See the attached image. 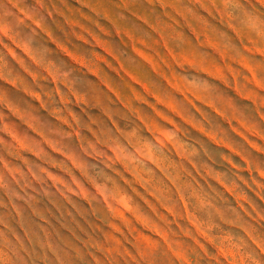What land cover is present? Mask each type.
<instances>
[{
  "label": "rangeland",
  "instance_id": "obj_1",
  "mask_svg": "<svg viewBox=\"0 0 264 264\" xmlns=\"http://www.w3.org/2000/svg\"><path fill=\"white\" fill-rule=\"evenodd\" d=\"M24 2L32 4V0ZM68 2L74 5V0ZM65 24L67 28L57 25L63 38L50 30H45V36L75 65V78L72 72L64 73L61 64L57 70L63 78L58 80L43 52L41 67V61L30 63L34 58L27 47L6 49L21 67L15 78L0 80V99L7 94L2 85L16 89L9 90V95L19 104L13 108L9 103L8 110L49 151L0 112V151L10 141L15 147L6 154L16 160V164L0 161V169L21 178L29 176L38 184L46 176L69 203L63 190L89 203V212L79 210L84 219L76 216L80 240L73 243L80 246L83 241L92 264H127L128 260L136 264L137 254H154L161 245L166 261L158 258L157 264H244V256L233 250L241 239L233 230L264 237V66L257 69L243 59L230 58L207 36V46L215 51L209 66L195 51L183 50L182 35H172L174 48L155 26L145 38L122 30L115 22L110 26L91 21L85 13L79 19L66 17ZM20 30L27 32L23 25ZM185 66H198L231 95L206 84L185 82L179 75ZM28 100L39 109L32 104L21 108ZM38 110L43 111L40 118L45 123L48 116L57 121L52 128L61 131L60 139H55L54 131L44 130L33 115ZM63 141L70 148L80 145L98 172L106 173L107 168L120 176L141 203H133L111 177L97 182L85 161L57 146ZM50 152L61 159H54ZM34 157L40 161L35 165L40 175L33 171ZM137 157L161 173L175 190L174 198ZM45 164L65 173L74 187L66 175L64 179L63 173L57 175L56 169L49 171ZM192 183L203 192L192 193L190 206L178 185ZM34 187L35 192L27 190L34 197L30 203L48 216L49 231L71 240L57 223L60 213L45 197L47 192L44 195L39 185ZM7 203V195L0 190V217L8 216ZM17 203L28 219L39 223L27 204ZM78 203L87 209L83 201ZM9 223L20 231L14 219L9 218ZM87 260L85 255L80 264Z\"/></svg>",
  "mask_w": 264,
  "mask_h": 264
},
{
  "label": "clouds",
  "instance_id": "obj_2",
  "mask_svg": "<svg viewBox=\"0 0 264 264\" xmlns=\"http://www.w3.org/2000/svg\"><path fill=\"white\" fill-rule=\"evenodd\" d=\"M69 6H71V10ZM81 13H85L91 21H98L101 25L109 24L111 26L110 22H115L122 30L127 28L134 34L145 38L153 34L152 29L155 26L164 34L165 38L169 39V43L174 48L176 42L171 39L172 35H182L183 50L195 51L199 57H203L205 66H209L215 58V51L206 44V36L212 38L220 50H223L230 58L243 59L257 69L264 66V0H74V5L70 4L68 0H32L31 6H27L24 0H0V80L15 78V74L19 73L21 67L17 60L13 59L6 51L8 47L17 51L21 46L27 47L34 58L30 63L41 61V67L44 64V61L41 60L43 52L46 60L51 62V70L56 73L58 80L63 78L62 73L57 70L58 65H63L64 73L72 72L75 65H72L66 56L59 54L53 44L47 42L45 30H50L54 35L63 38V33L58 30L57 25H64L67 28L65 18L79 19ZM21 25L27 29V32H21ZM89 26L91 27V24ZM58 32L62 35H58ZM45 49L51 51L44 52ZM177 71L179 72V69ZM75 74L72 72L73 78H75ZM179 75L185 82H194L201 86L206 84L210 89L231 95L229 90L223 88L216 80L204 75L198 66H185V70L179 72ZM261 78L264 79V76ZM88 79L93 78L89 77ZM2 87L7 90V94L0 99V112L5 113L6 119L22 125L24 132L35 141L40 142L44 151L48 152L49 150L40 141V137L34 136L31 130L24 128V125L16 120L8 110L9 103L13 108L19 104L9 95V90L16 91V89L10 88L8 85H2ZM208 98L214 99V97ZM177 99L180 98L177 97ZM28 104L39 109L33 100H28L24 106L21 104L20 106L26 109ZM217 106L220 105L217 104ZM248 107L251 108V105ZM41 112L43 111H35L33 115L43 125L44 130L54 131L52 124L57 121L48 116L49 122L45 123L40 118ZM54 132L56 133L55 139H60L61 131L55 130ZM57 146L66 152H73L80 160L85 161L89 174L95 177L97 182L103 183L105 176L111 177L112 180L120 184L133 203H141L133 193L131 186L125 185L120 176L105 167L107 172L102 174L91 166L88 161L92 159L85 155L80 145L75 144L70 148L63 141L62 145L58 144ZM14 147L9 141V146L0 151V161L9 159L12 164H16V160H11L6 154ZM84 147L86 148L87 145L85 144ZM49 154L56 160L61 159L54 152ZM137 160L143 167L153 172L161 187L169 190L174 198L175 190L161 173L146 160H141L139 157ZM32 161H34L33 171L40 175L35 167L40 164V161L36 158ZM44 167H48L49 171L56 169L47 164ZM56 170L57 172H54L56 174L63 173L59 169ZM63 174L61 176L65 179L66 174ZM42 180L44 183L38 184L32 181L29 176L21 178L12 175L7 168L0 169V190H3L7 195L6 206L9 209L7 217H0V264H80L85 255L88 258L87 264H92L89 249L83 241H80V246L73 243L74 240H80L76 235V230L79 229L77 227L79 221L76 216L84 219L79 210L89 212V203L79 198L78 195H71L63 190L64 195H68L72 201L69 203L61 195V191H58V186H53L51 182H48L46 176H42ZM65 180L74 187L68 176ZM82 183L90 193L95 195L94 189L86 181L82 180ZM34 185H39L40 191L44 195L45 191L47 192L45 197L60 213L58 219L55 216L52 218L57 219V223H60L61 227L71 235V240L68 237H61L55 230L49 231L52 225L48 216L36 210L30 203L34 197L27 190L31 189L32 192H35L37 189ZM178 186L190 206L193 204L192 193L203 192V189L194 183L189 186ZM18 201H23L29 206L39 223H33L25 216L24 208L17 203ZM79 201H83L88 206L87 209L83 204L78 203ZM172 203L178 207V202L174 199ZM48 214L52 215L50 209ZM9 218L16 221L19 232L11 226ZM233 231L236 236L241 238L237 240L233 250L237 252L238 256H244V264H264V237L255 234L248 235L244 231ZM158 258H163L166 261L163 245L154 254L147 251L145 256L137 254L135 261L136 264H150V261L154 259L157 264ZM127 264H132V261L128 260Z\"/></svg>",
  "mask_w": 264,
  "mask_h": 264
}]
</instances>
